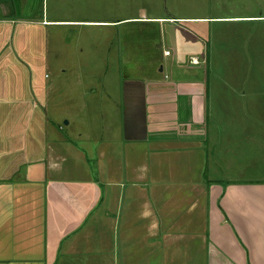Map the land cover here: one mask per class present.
Returning <instances> with one entry per match:
<instances>
[{"label":"crops","instance_id":"1","mask_svg":"<svg viewBox=\"0 0 264 264\" xmlns=\"http://www.w3.org/2000/svg\"><path fill=\"white\" fill-rule=\"evenodd\" d=\"M30 4L0 0V264H264L260 147L250 153L253 171L229 158L240 147L227 126L236 115L262 111V124L246 128L248 149L264 141V102L245 104L240 94L250 82L232 81L239 94L230 102L231 83L221 91L195 71L208 54L180 65L160 38L145 47L146 65L129 58L136 48L126 39L112 38L100 63L72 62L65 28L178 18L50 19L44 9L32 16ZM53 53L78 74L90 69L84 81L76 76L88 109L79 111L73 82L47 76ZM73 116V127L63 124ZM99 118L105 126L94 125Z\"/></svg>","mask_w":264,"mask_h":264},{"label":"rangeland","instance_id":"2","mask_svg":"<svg viewBox=\"0 0 264 264\" xmlns=\"http://www.w3.org/2000/svg\"><path fill=\"white\" fill-rule=\"evenodd\" d=\"M30 7L32 16L35 12H38V15L41 14V10L44 9L50 19L57 16L68 20L108 21L123 17H176L178 19L171 22L163 21L160 25L147 24L158 23V21L132 19L127 22V25H125L126 23L121 25L122 22L105 24L114 27H98L97 25L101 23H94L92 26L95 27L65 28V45H69L66 49L72 50V62L93 61V63H100L104 53L99 50L108 46L106 45L107 39L112 38L119 41L121 45L126 39L130 48H136L135 51L128 52L129 58H134L142 65H146L148 53L145 47L149 46L153 40L160 38L159 42H161L163 50L172 52V58L175 57L180 65L185 63L187 66L191 54H203L204 57L208 54L206 66L196 68L195 71L199 76L207 75L211 79L212 88L218 86L220 90H223L226 86L223 83L225 80L231 83L227 84L228 90L225 91L230 102L232 97H238L239 94V91L233 88L235 86L232 85V81L238 82L240 87H243L241 83L250 82L244 85V89L240 91L241 95L246 94V98L242 101L246 104L247 99L250 98V101L256 102L257 107L262 108L264 102L262 89L264 80V0H31ZM250 15L257 18L251 20L226 19ZM212 17L225 19H210ZM68 25L76 24L69 23ZM61 30L59 28V31ZM110 32H113V35ZM50 45L49 48H52L54 44L51 43ZM115 53L117 54V51ZM111 56H113L112 53ZM105 57L107 61V53H105ZM49 58V61L53 63L52 66L48 67L47 72L50 80L58 78L57 73L60 72L59 79L65 80L68 84L70 81L73 82L72 91L78 95L77 107L79 111L88 109V102L85 99L88 94L87 85L79 83L76 76L79 75L83 79V76H88L90 69H81L85 73L80 72L78 74L66 65L65 61L68 57L64 58L63 56L59 60L53 53L49 55ZM170 60L172 61V59L163 61L159 66L166 68ZM63 71L65 72L63 73ZM114 71L115 69H112L113 75L115 74ZM123 71L125 76L137 75L134 73V68L125 67ZM174 75V72L171 71L173 79H175ZM218 112L222 111L218 110ZM261 114L262 111H259L255 117L249 116L250 114H246L248 115L246 117L235 114L236 116L231 123H227L228 130L234 131L232 135H235L234 138L231 136L233 140L230 141L236 143V147L240 146L234 150L229 148V151L232 152L229 158H240L237 162L239 169L247 163L250 171H253V163L249 164V159L252 160L253 156L250 153L255 144L260 147L257 152H260V159L262 160H260V165H257V169L258 171L263 170L264 141L256 140L257 144H250L248 149L249 136L247 135L249 132L246 131L248 125L262 124ZM75 119V116L64 118L63 124L72 120L70 127H73L76 122ZM94 125L102 127L105 126V122L99 118ZM237 130L243 134H240L239 138H237ZM221 135L220 133L219 136ZM98 136L102 137L101 134ZM233 165L228 168L229 171L232 170Z\"/></svg>","mask_w":264,"mask_h":264},{"label":"water","instance_id":"3","mask_svg":"<svg viewBox=\"0 0 264 264\" xmlns=\"http://www.w3.org/2000/svg\"><path fill=\"white\" fill-rule=\"evenodd\" d=\"M160 70H162V68H160ZM203 104H204L203 93H201V96L199 98V108L197 111L194 110V113H193L194 114L193 122H194L195 126H197L199 128H201V126L203 125V122H204Z\"/></svg>","mask_w":264,"mask_h":264},{"label":"built area","instance_id":"4","mask_svg":"<svg viewBox=\"0 0 264 264\" xmlns=\"http://www.w3.org/2000/svg\"><path fill=\"white\" fill-rule=\"evenodd\" d=\"M164 55L165 56H169L170 55V52L166 50V51H164Z\"/></svg>","mask_w":264,"mask_h":264}]
</instances>
